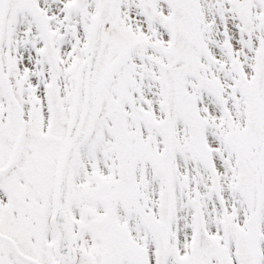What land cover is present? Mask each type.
<instances>
[{"label":"snow or ice","instance_id":"obj_1","mask_svg":"<svg viewBox=\"0 0 264 264\" xmlns=\"http://www.w3.org/2000/svg\"><path fill=\"white\" fill-rule=\"evenodd\" d=\"M0 264H264V0H0Z\"/></svg>","mask_w":264,"mask_h":264}]
</instances>
